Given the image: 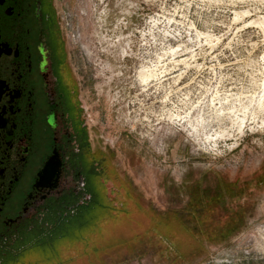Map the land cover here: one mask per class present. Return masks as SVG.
<instances>
[{
    "label": "rangeland",
    "instance_id": "rangeland-1",
    "mask_svg": "<svg viewBox=\"0 0 264 264\" xmlns=\"http://www.w3.org/2000/svg\"><path fill=\"white\" fill-rule=\"evenodd\" d=\"M55 6L101 180L6 264H264V0Z\"/></svg>",
    "mask_w": 264,
    "mask_h": 264
},
{
    "label": "flooded vegetation",
    "instance_id": "flooded-vegetation-1",
    "mask_svg": "<svg viewBox=\"0 0 264 264\" xmlns=\"http://www.w3.org/2000/svg\"><path fill=\"white\" fill-rule=\"evenodd\" d=\"M78 93L55 0H0V264L94 203Z\"/></svg>",
    "mask_w": 264,
    "mask_h": 264
},
{
    "label": "bare ground",
    "instance_id": "bare-ground-1",
    "mask_svg": "<svg viewBox=\"0 0 264 264\" xmlns=\"http://www.w3.org/2000/svg\"><path fill=\"white\" fill-rule=\"evenodd\" d=\"M145 72H143V74H144ZM147 74V73H146ZM152 75V74H151ZM141 76H142V74H141ZM155 76V75H154ZM151 77V76H150ZM153 77V76H152ZM141 78H143V81H144V83L146 82V81H149V77L148 76H146V75H143ZM154 79V78H153Z\"/></svg>",
    "mask_w": 264,
    "mask_h": 264
}]
</instances>
